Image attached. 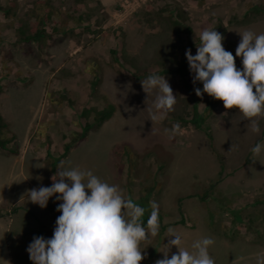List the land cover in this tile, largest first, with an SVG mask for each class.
I'll list each match as a JSON object with an SVG mask.
<instances>
[{
	"label": "rangeland",
	"instance_id": "1",
	"mask_svg": "<svg viewBox=\"0 0 264 264\" xmlns=\"http://www.w3.org/2000/svg\"><path fill=\"white\" fill-rule=\"evenodd\" d=\"M206 28L242 68L238 32L264 33V0H0V264H33L31 233L52 236L58 194L41 208L28 190L50 186L61 161L119 185L142 217L158 205L159 231L142 243L140 264L163 258L169 228L188 250L211 237L215 264L264 257V147L251 152L264 146V114L245 118L197 96L187 59L184 74L175 71ZM149 74L164 75L176 96L162 119H150ZM108 105L111 115L95 121Z\"/></svg>",
	"mask_w": 264,
	"mask_h": 264
},
{
	"label": "clouds",
	"instance_id": "2",
	"mask_svg": "<svg viewBox=\"0 0 264 264\" xmlns=\"http://www.w3.org/2000/svg\"><path fill=\"white\" fill-rule=\"evenodd\" d=\"M241 36L235 56L241 58L242 68H237L231 51L224 48L225 37L214 29L200 33V44L193 55L185 51L193 82L202 83L194 89L197 96L207 93L223 101L226 109L235 107L245 118L264 114V33L251 29L238 32ZM143 90L155 98L149 109L152 119H162L173 109L176 96L165 78L149 74L141 80ZM147 95V97H148ZM251 131L259 132V124L251 121ZM179 129L174 125L172 132ZM261 143L251 152L259 154ZM50 186L28 190V199L46 207L55 195L61 201L56 208L60 215L50 238L34 236L26 251L33 264H140L147 253L142 243L159 231V208L152 202L146 225L141 221L144 209L127 198L123 189L109 184L91 170L64 167L61 161L51 177ZM167 250L155 264H215L209 253L214 243L211 237H201L191 244V250L180 247L183 235L169 228ZM175 245L178 252L172 253ZM257 264H264V257H257Z\"/></svg>",
	"mask_w": 264,
	"mask_h": 264
},
{
	"label": "trees",
	"instance_id": "3",
	"mask_svg": "<svg viewBox=\"0 0 264 264\" xmlns=\"http://www.w3.org/2000/svg\"><path fill=\"white\" fill-rule=\"evenodd\" d=\"M254 9H257V7H253V10ZM247 15H248V13L246 12L244 14V16H247ZM46 18H47V14H46V17H42L41 19H42V21H45ZM39 35H40V32L38 34L37 33H34L33 36H25L24 38L26 40H29L31 38H33V39L35 38L36 39V38L39 37ZM185 62H186V58L184 57L182 59V61H181L182 64L180 63L181 65L179 64L178 67L175 70L178 74H184V66H185L184 63ZM194 108H195V106H194ZM112 110H113V106L112 105H108V106H105V107L101 108L100 110H98L97 115L95 114V121L96 120H99L100 121V120H102V119H104L106 117H109L111 115V113H112ZM83 113L84 112H82V115H85ZM200 121H201V118H200L199 121L195 117L190 119V122L193 123L197 127L200 126ZM0 126L1 127H4L5 126V123L2 122L1 116H0ZM89 127H90L89 122H85V124L83 125V128H82V131L80 133V136L81 137H83L86 134V132H87V130H88ZM262 133H264V129H263V132ZM0 134H1V130H0ZM5 144H6L5 141L2 142L0 140V148L4 149L5 148ZM65 148H67V146H65ZM148 217H149V215L144 216V217L141 218V221L145 225H146V222H147ZM34 236H44L45 238H49L47 232L44 229H37V230L33 231L31 233V241H32V239H33Z\"/></svg>",
	"mask_w": 264,
	"mask_h": 264
},
{
	"label": "crops",
	"instance_id": "4",
	"mask_svg": "<svg viewBox=\"0 0 264 264\" xmlns=\"http://www.w3.org/2000/svg\"><path fill=\"white\" fill-rule=\"evenodd\" d=\"M225 192H229V193H231L232 191H227V190H224Z\"/></svg>",
	"mask_w": 264,
	"mask_h": 264
}]
</instances>
